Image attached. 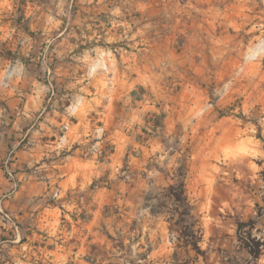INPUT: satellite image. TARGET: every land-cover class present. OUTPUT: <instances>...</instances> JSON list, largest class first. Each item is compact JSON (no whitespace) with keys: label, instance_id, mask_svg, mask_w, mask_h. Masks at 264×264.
I'll return each instance as SVG.
<instances>
[{"label":"rangeland","instance_id":"1","mask_svg":"<svg viewBox=\"0 0 264 264\" xmlns=\"http://www.w3.org/2000/svg\"><path fill=\"white\" fill-rule=\"evenodd\" d=\"M263 198L264 0H0V264H264Z\"/></svg>","mask_w":264,"mask_h":264},{"label":"trees","instance_id":"2","mask_svg":"<svg viewBox=\"0 0 264 264\" xmlns=\"http://www.w3.org/2000/svg\"><path fill=\"white\" fill-rule=\"evenodd\" d=\"M163 125V121H159ZM188 174V167L185 162L182 161L181 165L178 166L172 175V183L169 187L171 196L173 197L177 210L181 208L179 215L181 216L179 223L182 221L185 222V225H182L184 228L183 237L185 242L188 245H191L193 248L199 249L200 242V227L198 226V221L196 219L195 213L193 212V205L191 204L187 191H186V178ZM264 200V198H263ZM178 212V211H177ZM183 219V220H182ZM254 227V221L241 222L238 225V235L241 240L244 242L248 252L253 257V259H258L264 253V240L257 239L253 237L252 232L248 233V236L243 234V231L247 226ZM245 232V231H244Z\"/></svg>","mask_w":264,"mask_h":264}]
</instances>
